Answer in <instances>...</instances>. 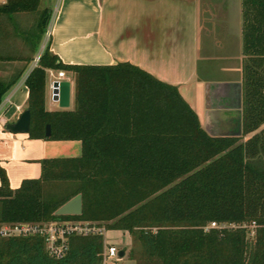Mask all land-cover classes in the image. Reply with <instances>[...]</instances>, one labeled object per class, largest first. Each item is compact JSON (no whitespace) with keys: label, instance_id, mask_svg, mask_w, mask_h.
<instances>
[{"label":"trees","instance_id":"trees-1","mask_svg":"<svg viewBox=\"0 0 264 264\" xmlns=\"http://www.w3.org/2000/svg\"><path fill=\"white\" fill-rule=\"evenodd\" d=\"M38 2L6 0L0 11H32ZM240 6L238 136L208 135L176 88L146 71L64 64L46 44L24 79L26 133L78 140L80 152L40 159L39 176L13 189L0 166V221L72 219L120 230L138 247L128 251L134 264H264V0ZM39 15L44 32L50 10ZM46 68L72 72V108H44ZM7 87L0 82V99ZM77 193L80 214L53 213ZM210 221L219 226L203 229ZM102 247L101 235H70L53 258L40 237L5 238L0 264H100Z\"/></svg>","mask_w":264,"mask_h":264},{"label":"crops","instance_id":"crops-1","mask_svg":"<svg viewBox=\"0 0 264 264\" xmlns=\"http://www.w3.org/2000/svg\"><path fill=\"white\" fill-rule=\"evenodd\" d=\"M39 0L32 11H0V166L9 188L36 178L39 160L77 156L78 140L29 138L4 124L26 109L24 79L45 45L64 64L128 63L176 88L211 136L241 132V0H54L52 10ZM43 7L50 16L41 32ZM43 106L73 105V74L68 105L52 99L57 69L46 68Z\"/></svg>","mask_w":264,"mask_h":264},{"label":"built area","instance_id":"built-area-1","mask_svg":"<svg viewBox=\"0 0 264 264\" xmlns=\"http://www.w3.org/2000/svg\"><path fill=\"white\" fill-rule=\"evenodd\" d=\"M6 0H0L4 4ZM63 77L62 71H57L56 80ZM54 79V80H55ZM219 224L210 221L203 229L218 227ZM223 226V225H221ZM105 228L90 221L72 219H54L49 221H0V240L15 237H40L46 254L53 258L61 257L67 249V238L70 235L86 236L98 234L103 236ZM118 248L103 242L100 264H116L112 258L117 256ZM118 257V256H117Z\"/></svg>","mask_w":264,"mask_h":264},{"label":"water","instance_id":"water-1","mask_svg":"<svg viewBox=\"0 0 264 264\" xmlns=\"http://www.w3.org/2000/svg\"><path fill=\"white\" fill-rule=\"evenodd\" d=\"M51 96L53 100H56L59 107H66L68 105L69 97V83L63 79H55L50 84ZM29 126V110L26 108L22 110L15 121L11 123H5V130L15 133V132H27ZM49 125L44 126V136L49 135ZM81 212V197L77 193L64 203L59 205L55 210V215H78ZM124 248H120L117 251V256L123 255Z\"/></svg>","mask_w":264,"mask_h":264},{"label":"rangeland","instance_id":"rangeland-1","mask_svg":"<svg viewBox=\"0 0 264 264\" xmlns=\"http://www.w3.org/2000/svg\"><path fill=\"white\" fill-rule=\"evenodd\" d=\"M54 0H42L41 3L44 6H48L51 10L53 8ZM246 227L251 228L252 224H245ZM252 230L248 233V236L252 235ZM103 242L106 244H112L114 247L120 249L124 248L123 255L120 257L112 258L116 264H134V261L129 258L128 251L132 249L138 251L136 243L132 242L130 236L126 232L120 230L109 229L104 231L102 236Z\"/></svg>","mask_w":264,"mask_h":264}]
</instances>
